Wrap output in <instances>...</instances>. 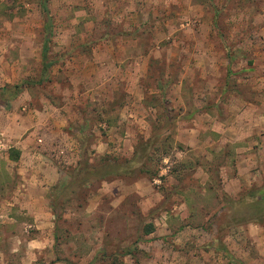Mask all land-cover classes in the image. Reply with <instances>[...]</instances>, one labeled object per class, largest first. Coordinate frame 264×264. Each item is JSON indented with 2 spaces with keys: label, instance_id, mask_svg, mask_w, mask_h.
Wrapping results in <instances>:
<instances>
[{
  "label": "rangeland",
  "instance_id": "obj_1",
  "mask_svg": "<svg viewBox=\"0 0 264 264\" xmlns=\"http://www.w3.org/2000/svg\"><path fill=\"white\" fill-rule=\"evenodd\" d=\"M47 6L44 74L42 0H0V264H264V0ZM84 153L117 177L56 201Z\"/></svg>",
  "mask_w": 264,
  "mask_h": 264
},
{
  "label": "trees",
  "instance_id": "obj_2",
  "mask_svg": "<svg viewBox=\"0 0 264 264\" xmlns=\"http://www.w3.org/2000/svg\"><path fill=\"white\" fill-rule=\"evenodd\" d=\"M42 7L44 14L47 17V36H46V41L43 47V72L46 74L51 65L48 62V53H49V44L51 41V20L49 16V11H48V6H47V0H42ZM27 85L30 84V82H26ZM26 85V84H25ZM24 86L22 85H17L14 86L11 90L7 89H0V103L5 104L9 100H14L18 95L23 91ZM9 93V94H7ZM19 153L17 152L16 158H18ZM122 166L120 164H109L104 166L103 168H98L95 169L89 165V158L86 156V154H83V160L80 163L79 167L74 171V174L72 175L71 180L69 183L65 184L62 186V188L58 191H56L55 198L56 201H63L67 202L73 198L76 197V193L79 191H83L85 188L90 186L93 183H96L98 181H105L109 178L117 177L118 171ZM262 193V197H264V191H260L259 194ZM263 201H260V205L263 204L264 198L262 199ZM154 232V227L153 225H149L145 229V234L150 235ZM58 236L56 235V240ZM142 238H138V240L133 243L127 250L125 251L124 256L130 255L133 257L134 264H138V260L133 256V252L136 250L137 244L141 241ZM221 249L230 256L229 252L225 248V246H221ZM97 258H95L94 261H96ZM66 264H70L67 263Z\"/></svg>",
  "mask_w": 264,
  "mask_h": 264
}]
</instances>
